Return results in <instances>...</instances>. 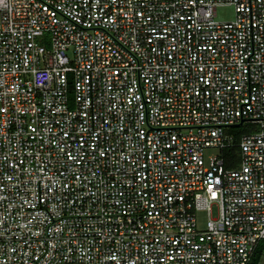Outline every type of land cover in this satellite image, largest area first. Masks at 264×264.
I'll use <instances>...</instances> for the list:
<instances>
[{"label":"built area","instance_id":"2783aa9c","mask_svg":"<svg viewBox=\"0 0 264 264\" xmlns=\"http://www.w3.org/2000/svg\"><path fill=\"white\" fill-rule=\"evenodd\" d=\"M263 239L264 0H0V264H248Z\"/></svg>","mask_w":264,"mask_h":264},{"label":"rangeland","instance_id":"374dc122","mask_svg":"<svg viewBox=\"0 0 264 264\" xmlns=\"http://www.w3.org/2000/svg\"><path fill=\"white\" fill-rule=\"evenodd\" d=\"M215 17L219 20H229L233 17V7L232 5L229 4H221V5H217L215 8ZM239 129L241 130H248L254 126H252L250 123L248 122H244L243 124L238 126ZM219 152V149L216 147H207L204 149L203 154H204V158L206 161H208V158L210 155H214L216 153ZM205 218H206V213L203 210H198L196 212V226L198 228H201L204 226L205 224ZM259 264H264V255L260 261Z\"/></svg>","mask_w":264,"mask_h":264},{"label":"trees","instance_id":"16d2710c","mask_svg":"<svg viewBox=\"0 0 264 264\" xmlns=\"http://www.w3.org/2000/svg\"><path fill=\"white\" fill-rule=\"evenodd\" d=\"M248 123L254 126V123L252 122H248ZM239 125L231 126L226 129L227 131L234 133L236 140H238V136L240 135V133L244 131L239 129L238 127ZM223 152H224V162L226 166H232L236 164V162L238 161V146L236 144L224 148ZM263 255H264V239L258 243L248 264H259Z\"/></svg>","mask_w":264,"mask_h":264},{"label":"water","instance_id":"95a60500","mask_svg":"<svg viewBox=\"0 0 264 264\" xmlns=\"http://www.w3.org/2000/svg\"><path fill=\"white\" fill-rule=\"evenodd\" d=\"M243 120H240L238 123H236L235 125H239V124H241V122H242Z\"/></svg>","mask_w":264,"mask_h":264}]
</instances>
